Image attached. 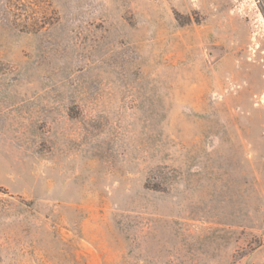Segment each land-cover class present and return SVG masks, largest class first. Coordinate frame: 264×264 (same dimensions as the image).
<instances>
[{
	"label": "rangeland",
	"instance_id": "obj_1",
	"mask_svg": "<svg viewBox=\"0 0 264 264\" xmlns=\"http://www.w3.org/2000/svg\"><path fill=\"white\" fill-rule=\"evenodd\" d=\"M0 264H264V0H0Z\"/></svg>",
	"mask_w": 264,
	"mask_h": 264
}]
</instances>
